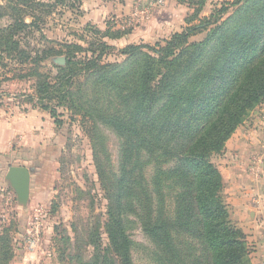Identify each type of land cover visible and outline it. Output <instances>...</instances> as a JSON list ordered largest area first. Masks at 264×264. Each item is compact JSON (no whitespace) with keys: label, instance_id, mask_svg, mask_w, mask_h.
<instances>
[{"label":"rangeland","instance_id":"1","mask_svg":"<svg viewBox=\"0 0 264 264\" xmlns=\"http://www.w3.org/2000/svg\"><path fill=\"white\" fill-rule=\"evenodd\" d=\"M111 1L0 0V32L17 43L11 58L0 52V124L33 111L39 116L40 105L55 108L63 121L28 156L32 175L39 173L33 185L41 188L34 193L42 196L40 201L32 197L19 205L9 183L1 182L0 264H92L96 250L110 247L112 178L126 138L91 118L93 81L120 67L119 76L126 79L118 80L137 99L136 71L150 63L164 66L165 57V52L145 50L129 58L120 50L150 45L156 52L182 33L190 34L185 47L192 48L232 17H239L232 22L236 25L264 17V0H249L246 10L230 7L224 14L219 11L234 0H129L125 13L102 14V5ZM228 28L225 35L230 36L234 28ZM132 108L128 104L121 110L127 114ZM97 161H102L101 174ZM208 161L220 174L223 203L243 235L248 263L264 264V96ZM144 174L149 180L151 166ZM131 189L136 192L141 185ZM124 228L132 242V264H157L156 244L140 217L130 213ZM114 259L119 264V257Z\"/></svg>","mask_w":264,"mask_h":264},{"label":"trees","instance_id":"2","mask_svg":"<svg viewBox=\"0 0 264 264\" xmlns=\"http://www.w3.org/2000/svg\"><path fill=\"white\" fill-rule=\"evenodd\" d=\"M248 1L234 0L219 13L230 7L246 10ZM238 18L223 22L210 39L192 48L185 47L190 34L182 33L156 52L150 45L120 50L129 58L145 50L165 52L164 66L150 63L136 71L137 99L118 80L126 79L119 76L120 67L96 75L91 118L126 143L112 178L111 244L96 250L92 264H115L114 256L119 264H132V242L124 228L130 213L140 217L143 231L155 242L157 264H249L243 235L232 226L223 203L220 174L208 161L264 96V17L232 23ZM228 27L234 28L230 36L225 35ZM2 34L0 52L11 58L17 43ZM128 104L133 108L126 114L121 109ZM40 109L54 119L56 129L63 125L55 108ZM94 136L99 138L97 131ZM101 163L97 161L100 174ZM147 166L153 173L149 180ZM134 184L141 189L134 192Z\"/></svg>","mask_w":264,"mask_h":264},{"label":"crops","instance_id":"3","mask_svg":"<svg viewBox=\"0 0 264 264\" xmlns=\"http://www.w3.org/2000/svg\"><path fill=\"white\" fill-rule=\"evenodd\" d=\"M130 2L129 0H112L111 2L104 3L101 10L102 14L125 13V6L129 5ZM40 111H43V113L38 114L39 116H35L33 114L35 111H33V113L23 115V117H19L16 120L14 119L12 123L8 122L6 125L0 124V154L6 155L5 158L0 155V170H2V173H0V187L3 186L1 182L6 181V174L10 167L27 168L30 172L29 198L27 203H29L32 197H36L34 202L41 200V195L34 194L36 191H40L41 188H35L33 185V181L39 173H36V176L32 175V167H29L30 161L28 159L30 150L36 144L39 146L43 139L47 137V134L55 132L54 119L51 118L47 111Z\"/></svg>","mask_w":264,"mask_h":264},{"label":"water","instance_id":"4","mask_svg":"<svg viewBox=\"0 0 264 264\" xmlns=\"http://www.w3.org/2000/svg\"><path fill=\"white\" fill-rule=\"evenodd\" d=\"M57 61L63 62V59L59 58ZM6 181L16 195L18 204L25 206L29 198V170L25 167H10L6 174Z\"/></svg>","mask_w":264,"mask_h":264},{"label":"built area","instance_id":"5","mask_svg":"<svg viewBox=\"0 0 264 264\" xmlns=\"http://www.w3.org/2000/svg\"><path fill=\"white\" fill-rule=\"evenodd\" d=\"M36 228L40 227V224L38 223V221L34 222ZM28 243H32V242H28Z\"/></svg>","mask_w":264,"mask_h":264}]
</instances>
